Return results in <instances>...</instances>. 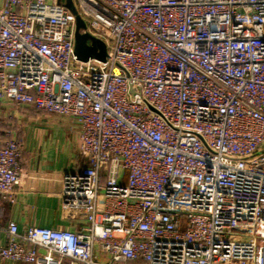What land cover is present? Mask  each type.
Instances as JSON below:
<instances>
[{
	"label": "built area",
	"instance_id": "1",
	"mask_svg": "<svg viewBox=\"0 0 264 264\" xmlns=\"http://www.w3.org/2000/svg\"><path fill=\"white\" fill-rule=\"evenodd\" d=\"M72 1L0 0V106L78 124L62 205L85 226L11 220L0 261L264 264V0ZM23 153L0 145V200Z\"/></svg>",
	"mask_w": 264,
	"mask_h": 264
},
{
	"label": "crops",
	"instance_id": "2",
	"mask_svg": "<svg viewBox=\"0 0 264 264\" xmlns=\"http://www.w3.org/2000/svg\"><path fill=\"white\" fill-rule=\"evenodd\" d=\"M78 124L69 117L31 108L13 110L0 106V145L10 135H18L24 146L27 177L14 201L0 200V227L17 222L20 230L37 225L82 230L83 220L63 208L65 173L87 164L80 153ZM6 241L0 229V244ZM41 256H44L42 250ZM36 264H46L42 258ZM0 264H24L0 261Z\"/></svg>",
	"mask_w": 264,
	"mask_h": 264
},
{
	"label": "water",
	"instance_id": "3",
	"mask_svg": "<svg viewBox=\"0 0 264 264\" xmlns=\"http://www.w3.org/2000/svg\"><path fill=\"white\" fill-rule=\"evenodd\" d=\"M66 6L76 13V9L72 0H66ZM77 23L79 27H84V22L78 17ZM91 40V45L88 44V40ZM76 46L77 53L81 58H87L90 56H96L100 59H104L106 51L102 42L92 39L88 34H81L79 31L76 33ZM99 48V51L97 50Z\"/></svg>",
	"mask_w": 264,
	"mask_h": 264
},
{
	"label": "rangeland",
	"instance_id": "4",
	"mask_svg": "<svg viewBox=\"0 0 264 264\" xmlns=\"http://www.w3.org/2000/svg\"><path fill=\"white\" fill-rule=\"evenodd\" d=\"M32 110H36V109H32Z\"/></svg>",
	"mask_w": 264,
	"mask_h": 264
}]
</instances>
